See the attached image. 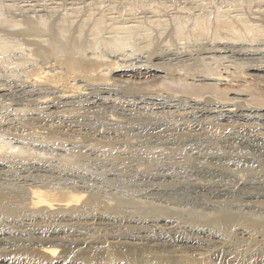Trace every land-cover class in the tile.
Returning <instances> with one entry per match:
<instances>
[{"label":"bare ground","instance_id":"1","mask_svg":"<svg viewBox=\"0 0 264 264\" xmlns=\"http://www.w3.org/2000/svg\"><path fill=\"white\" fill-rule=\"evenodd\" d=\"M259 1L260 3H264V0H257V2ZM26 3L28 4L26 5L24 3L25 6L23 5L26 14L22 16L23 19L21 18V21L18 19L16 20V17L5 16L0 6V65H13L17 68H23V76L20 74L21 77L19 76V78H16V72H12L13 75L10 74L11 72L9 73L13 78L4 75L8 80L5 79V83L0 84V101L9 102L12 100L11 98L18 94V96H20L21 93L26 101V103H21V105L14 104L13 101L9 104L7 102L4 103L5 105H2L5 106V108L3 107V112H5V110L8 112L6 118L0 119V129L2 132L11 134L15 132L16 137L18 133H23L25 137V133H27V135L29 134V136L32 134L37 137L35 139L34 136L33 139L32 136L31 138L33 140L39 138V140L47 141L48 146L51 144L50 142H52V139L49 140V137L53 138L58 134L67 136V134H69L68 132L63 134L62 132L74 127H80V129L85 131L83 136L86 138L88 136V131H90V127L81 124L80 117L82 114L88 110H94V108L101 105L112 106L116 104L119 102V98L117 97L119 93H122L121 90L129 91L139 89L140 91V89L145 87L162 88L168 84H177V82L183 81L186 83L181 85H185V88H187L186 91L190 96H164L163 94H155L153 97L149 98L150 103H147L152 105L153 110L161 111L160 114L167 115L169 119L174 121L172 124L176 126H185V128H181V130L183 129L181 135L179 134V136L175 138L164 141L162 145L167 149L178 147H183L184 149L188 147L190 143L201 145V135L200 138L197 137L187 140L186 138L188 135L185 138V134L183 133L189 129H191L192 133L194 131H202L203 124L205 125L203 122H207L208 125L217 123L215 124L216 126H221V128L223 126L224 128L226 127V129L229 127L230 129H237V131H251L263 137L259 130L261 126L257 124L259 122H264V113H261L260 110L251 107L240 110L241 107L238 104L230 105L227 102L218 105L215 104L217 106L213 108L215 109L213 111H202L200 109L201 111L197 110L199 112L185 113V110L189 108L194 109L201 104V101L195 97L199 95L197 88L200 87L199 85H195V83L191 86L188 85V77H195L198 75V77L201 78L200 81L212 83L207 86L218 88L219 85L217 84L222 82L231 83L229 78L232 73L229 74V71L235 68L238 69V72L240 71L239 74L244 75V77L247 75V77L254 78V81L264 84V76L260 75L264 73V10H260L258 13L256 11L255 17L252 19L239 14L232 17L227 10L226 12H218L215 18L197 15L191 19L190 16L189 19L191 20L189 21L187 17L185 19L183 16L180 18H183L185 21H183V19L181 20L178 14V16L175 17L172 15L173 19H171V22L173 23L169 24L168 18L167 20L164 19V16L160 15L161 11L157 12L158 9H156V12L153 11L155 14V16H153L156 17V19L153 20L154 17H152L153 21H150L154 24V27L155 25L159 27L157 28L159 30H156L157 33H155V29H153L152 26H146L147 23L145 19L144 21L142 20L144 17H136L137 12L134 9L127 10L121 14L117 12L119 13L118 17H114L112 13V16H109L104 12L95 15L92 13V10L82 13L83 11L80 9H74V11L66 13L64 11V13H57V15L50 14L51 12L49 11V15L44 9L36 10L35 6L29 1H26ZM20 35L22 38H20ZM158 41H160V44H158ZM19 54L21 56H19V59L16 58L18 56L14 57ZM238 72L237 76L240 77ZM242 75L240 78H243ZM231 77L235 78L234 75ZM246 86H248V84ZM192 97H195V99ZM128 101H126V103L130 106L131 104H136L133 101V103L130 102V100ZM195 110L196 108L194 111ZM191 115L197 120L193 125L184 121L187 117H191ZM155 116H157V114ZM202 117H204V120L201 119L203 120L201 122L200 118ZM109 120L111 125L115 122L114 119ZM219 122L226 124H220ZM227 123H230V125ZM213 128H215V126H213ZM1 133L0 171L11 166V163H7L9 161L6 162V160L9 159V155H16L13 157V160H15L14 158L16 157L21 159L25 154L26 156L28 155V151H25L26 149L13 146L10 142L4 143ZM100 133L101 134H97V136L100 139L102 138V140L113 141L116 139L112 138V134L109 132H103L104 134H102L100 131ZM31 138L30 140H32ZM247 139L248 138L237 134L232 137L234 144H237V146L246 145L252 152H260L264 155V143L260 145L253 140L251 141V139ZM55 141L59 146V142L62 141V139L60 141ZM228 142L230 141H226L225 143ZM70 143L72 144L74 142ZM61 144L63 145L62 142ZM230 146L232 149L233 142ZM211 149L213 148L198 149V151L200 150L201 152L197 153L195 158L198 162L203 163V166H198L197 160L194 159L196 163L193 162L194 166L192 169L200 176L198 179H210L209 182L207 180L203 182L202 180H193L191 178L193 181L190 182L185 189L172 188L171 185V187L165 186V188L159 190L162 191L163 197L167 198V205H169L171 210L172 207L178 209V207H185L186 205H193L194 207L201 206V208L209 210L210 215L208 216L212 217V223L209 222V224H211L213 230L216 229L219 233L217 231L205 229V227L192 229V231L189 232H182L175 225L176 222L174 223L172 221L171 216L166 213L163 214V212H158L156 215L153 213V217L145 220L129 221L124 220V218L122 220L120 217V221L115 218L120 215V211H118L117 207H111L110 203L101 202V200L94 195L91 196L88 192L84 191L85 189L78 192L70 190L57 191L48 189L47 187L41 188L40 185H32L33 183L30 185L31 182L23 187L22 190L17 191H5L0 188V217L12 216L14 219L15 217L21 218L20 221L19 219L16 220L17 218L15 220L19 221L23 228H26L25 231L20 232L21 236H18L22 243H24L25 247H23L26 252L29 250L37 251L38 254L49 262V264L58 263L60 259L66 258V251H72L77 247L73 244L74 242H83L81 238L86 237L82 235L83 229L82 231H78V228L75 226H78L77 222L79 223L84 220L86 224L83 223V225L87 226L90 231L114 226L116 223H119V225L121 223L122 226L133 229V233H123L122 235H119L120 233H114L106 237V244L112 246L115 250L126 248L128 250L138 251V254L139 252L156 254L165 248L168 251L163 250V255L164 252L169 254V257L167 256L165 258H169L170 260L176 259L177 261L178 258L180 260L184 258L183 260L189 259L191 262H196L198 257L208 255L210 258L209 262L212 264L213 260H222L224 255L228 254L230 242L228 243L227 240L235 236V234H238L239 239L242 237L241 240H244L243 242L250 241L253 243L251 251L253 252V256H256V243L261 242L262 244L264 240V220L261 223L249 221V219L247 220L243 217L244 215L242 216V212L245 209L264 211V183L260 178V180L257 181L262 183L257 182L258 184H255L256 182H253L254 184L250 183L253 185H249L247 183L244 184L241 181L242 179L239 178L237 182L235 181V190L222 188V182H224L230 174L229 172L227 176L225 173L226 167L224 168V166H230L232 164L230 163L231 161H235L233 163L235 164L234 166H238L240 163L239 158H232V156L229 155L228 161L230 162H227L230 164L227 165L225 163V165H222L228 158V155H226V158L220 153L218 154L219 150L217 148L214 147V152L215 149L218 150L216 153H214L213 150L211 151ZM239 149L242 150L241 148ZM196 152L195 150V153ZM234 155L235 154H233V156ZM29 157L30 156H27L28 160L26 159L28 164L24 165L25 168L29 167L27 173L30 175L27 177L36 176L34 173H39V176H41V174L43 175L54 171L47 163L45 164L48 166L38 162L39 160L37 161V159L33 161L29 159ZM30 158L34 157L31 156ZM257 159L259 162L261 161L260 158H256V160ZM258 160H254V162L256 163ZM188 163L192 164L191 162ZM230 167L232 168V166ZM259 168L262 170V174H264V169L261 167ZM229 169L228 167L226 170ZM23 170L26 171L24 168ZM193 173L194 172H192V174ZM258 175H260V173ZM27 177L24 178L26 179ZM214 178L218 180L214 181ZM221 178L224 180L222 181ZM28 179L29 178H27V181H29ZM228 183L229 181L227 184ZM103 207L104 209H102ZM234 208L236 211L233 210ZM99 209H107L110 215L104 216L103 214L102 217H96L91 220L85 219L88 212L91 210L97 211ZM44 223H50V225L41 227L40 225ZM67 227H69L71 232L69 235H73V237L70 236V238L68 235L66 236L70 241L64 238V235L67 233ZM72 227L77 229L73 228V230H75L73 231ZM222 231H224V233L226 232V234L221 235L220 232L223 234ZM9 234L11 235V232L6 233L0 230V247L4 246L6 249L5 252L12 253L17 250V248H15V245L13 246L11 244L12 242L9 241V238H6V235ZM225 235H227L228 238ZM1 244L3 245L1 246ZM70 246H73V248L68 249ZM247 246L250 248V245ZM60 248H62L61 253L59 252ZM231 248H233V245H231ZM240 248L244 247L241 246ZM249 251V254L247 253L248 256L250 255ZM262 251V248L258 249L257 256L259 257L262 255L261 259H263L264 254ZM133 253L135 255L132 253H130V255H138L135 252ZM229 255L231 254L229 253ZM234 255H237V253ZM241 255L242 254H240V256ZM155 257L154 262L161 263L163 261L161 259L162 253L161 256L156 254ZM225 257L227 256L225 255ZM206 258L207 257L204 259ZM249 259H251V257ZM234 260L235 259H233V261ZM249 262L251 263V261ZM257 262H260V260ZM262 263L264 262L262 261ZM5 264L13 263L5 262Z\"/></svg>","mask_w":264,"mask_h":264},{"label":"rangeland","instance_id":"2","mask_svg":"<svg viewBox=\"0 0 264 264\" xmlns=\"http://www.w3.org/2000/svg\"><path fill=\"white\" fill-rule=\"evenodd\" d=\"M26 1H29L32 5H34L36 10H43L44 9L46 12H48V14L51 12L50 14H54V15H57V13H59V14L62 12L64 13V11L66 13V12H72V11H74V9L75 10L80 9L83 11L82 13H84L86 11L90 12L92 10V13H94L95 15H98L99 13L104 12L109 16L110 15L112 16V14H113L114 17H118L119 13L121 14L122 12H126L127 10L134 9L137 12L136 17L137 18L138 17L139 18L144 17L142 20L144 21V19H145V22L147 23L146 26H148V25H149V27L152 26L153 29H155V31H154L155 33H157L156 30L157 31L159 30V29H157L159 27H156L157 25H155V27H156L155 28L154 24L151 23L150 21H153L156 19V17H154L155 16L154 12H156L155 11L156 9H158L157 12L161 11V14L160 13L159 14L164 16V19L167 20V18H168L169 24L173 23V22H171V19H173L172 15L175 17V16H178V14H179V16H178L179 18L181 16H183V18L185 17V19H186V17H187V19L189 21L197 15H204V16H209L210 18L211 17L215 18V15L218 12H226V10H227V12L232 17L239 14V15L245 16L246 18L249 17L250 19H252L255 17L256 11L258 13L260 10L261 11L264 10L263 9L264 3H260V1L257 2V0H0V6H1V9H2L3 14L5 16L16 17V20L18 19L19 21H21L23 19L22 16H24L26 14L25 9H23V5L25 6V4L26 5L28 4V3H26ZM117 12H119V13H117ZM190 16H191V19H189ZM152 17H154L153 20H152ZM183 18H180V19L182 20ZM146 20H149V21H146ZM183 21H185V20L183 19ZM14 32H15V30H14ZM20 38H22V36ZM158 44H160V41H158ZM161 46H162V44H161ZM16 56H18V57H16ZM19 56H20V54L15 55L14 57L19 59L21 57V56L20 57ZM1 66L2 65H0V82H1L0 84H3V83H5L4 81L8 80V78H6V76H10L9 75L10 72H11L10 73L11 75H13L12 72H14V73L16 72L15 73L17 76L16 78H19L20 74H21V76H23V72H22L23 68L22 67L17 68L13 65L12 66L11 65L2 66V67ZM6 67H8V68H6ZM13 67H14V69H13ZM2 69H3V71H2ZM237 72H238V69H235V68L230 69L229 74L232 73L231 76L234 75L235 78L230 76L229 80L231 81V83L229 82V84L227 82H222L220 84L216 83L217 85H219L218 88L207 86L208 84H212V83H207V82L204 83V81H200L201 78L198 77V75H196L195 77L194 76L188 77V80H187L188 85L191 86V85H194V83H195V85H199V87H200V88H197L199 91V95H197L195 97L201 101V104L199 106L195 107L196 108L195 111H194L195 108L194 109L189 108L190 109L189 110V109H186L187 108L186 107V108H184V109H186L185 110L186 112L185 111L184 112L190 113V112H196L197 110H199V111H201V110L202 111L212 110L213 111V110H215L213 108H216L215 106H217L218 104H223V103L227 102L230 105H232V104L237 105L238 104L241 107L240 110L246 109L247 107H251V108H254L256 110H260L261 113H264V84L261 82L254 81V78L252 79L251 77H247V75H245V77H244V75L239 74V72H240L239 71L238 75L240 77L242 75V77H243V78H240L237 76ZM4 75H6V76H4ZM260 75L264 76V73H261ZM11 78H13V77H11ZM14 79H15V76H14ZM14 79H12V80H14ZM239 79H240V81H239ZM176 80H177V78H176ZM242 80H244V81H242ZM183 83H186V82L181 81V82H177V84L172 83V84H168L162 88L145 87L143 89H140V91H139V89H137V90L133 89V90H129V91L128 90H125V91L121 90L122 93H119V96L117 97V98H119L118 99L119 102H117L116 104H113L112 106L111 105H101L97 108H94V110L93 109L88 110L82 114V116L80 117L81 118V120H80L81 124H85V125H88L90 127V129H89L90 131H88V136L86 138H85V136H83L85 131L80 129V127H78V128L81 131L77 127H74L72 129H68L69 131L66 129L67 131L64 130V132H62V134L68 132L69 134H67V136H63V135L58 134V135H56L57 137L56 136H54L53 138L49 137L50 138L49 140L52 139L51 140L52 142H50L51 144H49V146H48L47 141H44L41 139L39 140V138L37 139L38 141L33 140L35 135L31 134L29 136V134L27 135V133H25V135H26V137H25L23 133H18V135L16 137L15 132H13L11 134L8 132L7 133L2 132V130L0 129V133L2 132L1 137L3 135L2 139H3L4 143L10 142V144H12L13 146L26 149L25 151L29 152V153L27 152V154H28L27 156H30V157L32 156L35 158L34 159V158L29 157V159H32L33 161L34 160L36 161V159H37V161L39 160L38 162H40V163H44V164L47 163L52 168V170H54L51 173H47V174H43V175L41 174V176H39L40 175L39 173H34L36 176L27 177L30 174L27 173L28 172L27 169H29V167L25 168V166H24V165L28 164L26 161V159H27L26 154L23 156L24 158L21 157V159H20V158L16 157V158H14L15 160H13V157H15L16 155L15 156L9 155L8 158L11 160L6 158L7 159L6 162L9 161L7 163H11V166L6 167L5 169L1 170L2 172L0 171V188H1V190L2 189L5 191L22 190L23 187L27 186L30 182H31L30 185L33 183L32 185H37V186L40 185L41 188L47 187L48 189L57 190V191H62V190L63 191L68 190L69 191L70 190V191H77L78 192L80 190L83 191V189H85L84 191L88 192V194H90L91 196L94 195L96 198L101 200V202L110 203L111 207H117L118 211H120L119 212L120 215H118V217H115V218L119 219L120 221H121V219L123 220V218H124V220H129V221L145 220L147 218L153 217V215L154 214L156 215L158 212H163V214L166 213L169 216H171L172 221L174 223L176 222L175 225L182 232H189V231H192V229L205 227V229H208L211 231H217L219 233L218 230H216V229L213 230L211 228L212 227L211 224H209V222L212 223V217L208 216V215H210L209 210L203 209V208H201V206H198V207L195 206L194 207L193 205L192 206L186 205L185 207L180 206V207H178V209L172 207V210H171L169 205H167V201H166L167 198L163 197L161 190L163 188H165V186L171 187V185H172V188H184L185 189V187L188 186L190 184V182H192L193 180H200V181L202 180L203 182H204V180H207L209 182L210 179L204 178V180H203L202 177H201L202 179H198V178H200V176L197 173H195L196 171H193L192 169H193L194 163L198 162V160L195 158V156H197L196 155L197 153L201 152L200 151L201 148L203 150V149H206V148L208 149L211 147L213 148V149H211V151L213 150V152H214V147H215L219 150L218 154L220 153L221 155H223L225 157H226V155H228L227 156L228 158L227 157H226L227 159L225 158L226 160L224 161V164H222V165H225V163L227 165L232 163L230 166H232L233 169L230 166H224V168L226 167V169H227L229 167L230 168L229 170L232 169L233 171L231 170L232 171V173H231V171L225 169V171H226L225 173L227 174V176H228L229 172H230V174L228 176L229 178L228 177L226 178L228 180H226L222 176L225 179L224 180L223 178H221L222 181L224 180V182H222L223 183L222 188H225L228 190H235V183L239 180V178L242 179L241 181L244 184L247 183L249 185H253L255 182H256L255 184H258L257 182H260V181H257V180H260V178H261V181L264 183V179H263L264 174H262V170L259 168V167H261L262 169H264V160H262V159H264V155H262V153H260V152H255V153L252 152L246 145L237 146V144H234V141L232 140L233 135L237 134L239 136L242 135L243 137L248 138L249 140L251 139V141L253 140L260 145L261 144L263 145V143H264V134H263L264 133V122L257 123L258 125L260 124V126H261L259 130L262 133L263 137L262 136L260 137L259 135H257L256 133H253L251 131H245V132L241 131V130L237 131V129H230L229 127H227L228 129H226V127L224 128L223 126H222V128H221V126H216L215 124H217V123H214V125L213 124L208 125L207 122H203V123H205L206 126L203 124L202 131H200V132L194 131L192 133L191 129H189V130L185 131L186 133L185 132L183 133V134H185V138L188 135L186 138L187 140H189L191 138H197V137L200 138V135H201V138H200V140L202 142L201 145H194L193 143H190L189 146L184 148V149H183V147L171 148V149L168 148L167 149L165 146L162 145L164 143V141L167 139L175 138V137L179 136V134L181 135L183 132L182 131L183 129L181 130V128H185V126L184 125H179V126L177 125L176 126L175 124H172V122H174V121L169 119L167 117V115H162V113L160 114L161 111L153 110L152 105L147 104V103H150L149 98L153 97L155 94H163L164 96H166V95L167 96L168 95H177V96H182V97L188 96V95L190 96V94H188L186 91L187 88H185V85H181ZM247 84H248V86H246ZM21 94H20V96H18L19 94L15 95L13 98H11L12 99L11 101H13L14 104H20V105H21V103L22 104L26 103L25 97ZM195 97H192V98L195 99ZM128 100H130V102L133 101L136 104H134V105L131 104V106H130L129 104L126 103V101H128ZM11 101H9V102L8 101H0L1 102L0 103L1 104L0 105L1 106V108H0V117L1 118L0 119L6 118V116L8 114V112H6V110H5V112H3L5 106H2V105H5L4 103H7V102L9 104V103H11ZM143 101H144V103H143ZM215 104H217V105H215ZM1 110L3 113L1 112ZM152 111H154V112H152ZM199 111H197V112H199ZM156 114H157V116H155ZM189 117H187L186 120H184V121H187V123H191L190 125H193L194 122L197 120L193 115H191L190 118ZM135 118H137V119H135ZM109 119H114L115 122L112 123V125H111V122ZM201 119L204 120V117L200 118V121L202 122L203 120H201ZM184 123H186V122H184ZM219 123L220 124H226L223 122L222 123L219 122ZM227 124L230 125V123H227ZM212 125L215 126V128H213ZM231 125H232V123H231ZM255 128H257V127H255ZM100 131L102 132V134H104L103 132H109L110 134H112L111 135L112 138H116V139L113 141L102 140V138L100 139L97 136V134H101ZM27 136H28V139H27ZM23 137H25V138H23ZM30 138L32 140H30ZM36 138L37 137L35 136V139ZM54 138H57V139H54ZM60 138L62 139V141H60L61 140ZM55 140L60 141L59 142L60 144L62 142L63 145L59 144V146H58V143L56 144ZM26 141H28L29 143ZM54 141H55L56 145L54 144ZM226 141H230V142L225 143ZM34 142L41 143L42 145L36 144ZM68 142L69 143L74 142V143H72V144L70 143V145H69ZM75 142H76V144H75ZM232 142H233V147H236V148L232 147V149H231L232 145L230 146V144H232ZM215 143H217V144H215ZM55 146H56V148H55ZM61 147H64V148H61ZM199 148H200V150L198 151ZM239 148H241L242 150H240ZM217 149H215L214 153H216L218 151ZM195 150L197 151L196 153H195ZM231 150H232V152H231ZM238 153L240 154V156ZM233 154H235L234 155L235 157L233 156ZM33 155H35V156H33ZM221 155H220V157H221ZM229 155L232 156V158H237V159L239 158V162H240L239 164L240 165L238 164V166H234L235 164H233V163L235 161H231V162L228 161L229 157H230ZM248 156H249V158H248ZM261 156H263V157H261ZM241 158L244 160H242ZM252 158H253V160H252ZM256 158H260L261 161L259 162V160L257 159L258 162L255 163L254 160L257 161ZM194 159H196L197 161ZM12 160H13V162H12ZM227 161L230 163H228ZM188 162H191L193 165L189 164ZM248 162H249V164H248ZM18 164H20V165H18ZM47 164H45V165H47ZM197 164H199L198 166H203V163H201V162H198ZM256 164L258 165V168H257ZM8 165H10V164H8ZM183 167H185V168H183ZM23 168L26 171H24ZM192 172H194V173L192 174ZM259 173H260V175H258ZM194 174H196V175H194ZM231 175H233V176L230 177ZM182 176H183V178H182ZM24 177L29 178L28 179L29 181H27V178L25 179ZM196 177H197V179H196ZM19 178H20V180H19ZM31 178H33V179H31ZM191 178L193 180H191ZM219 179H220V177H219ZM217 180L218 179L214 178V181H217ZM72 181H73V183H72ZM228 181H229V183L227 184ZM84 182H85V184H84ZM262 182H260V183H262ZM250 183H253V184H250ZM179 185H181V186H179ZM62 186H64L65 188ZM224 186H226V187H224ZM159 189H161V190H159ZM159 202H160V204H159ZM153 204H155V205H153ZM102 209H104V207ZM102 209H99L97 211L91 210L90 212L87 213L88 215L86 214L85 219L91 220V219H94L96 217L97 218L102 217L103 214H104V216L110 215V214H108L109 212H107V209H105V210H102ZM150 210H152V211H150ZM169 210H171V211H169ZM233 210L236 211L235 208ZM263 214H264V211H260V210L258 211L256 209L255 210L254 209H252V210L245 209L242 212V216L244 215L243 217H245V219H247V220L249 219V221H253L256 223L263 222V220H264ZM169 216H167V217H169ZM120 217H121V219H120ZM16 218L17 217H15V219ZM13 219H14V217H12V216L0 217V230L4 231L6 233L11 232V235L10 234L6 235V238H9V241L12 242L11 244L13 246L15 245V248H17V250H15L14 252L8 253V252H5L6 249L4 246H2L3 244H1L2 247H0V264H5V262H9V263H13V264H49V262L44 257H42L40 254H38L37 251L29 250L26 252V250L24 248L25 247L24 243H22V241L18 237L20 235V232L25 231L26 228L24 227L25 228L24 229L21 226V224L19 222L21 220V218L16 219V220L19 219V221H16L15 219L14 220ZM150 220H152V219H150ZM85 222H86L85 220L80 221L79 223L77 222L78 226H75V227H77L78 229L72 227V230H73V228L77 229L78 231H82V229H83L82 235L86 236V237H84L85 239L83 237L81 238V240H83V242H81V241H80L81 243L79 241H76L78 243L74 242L73 244L76 245L77 247H75L72 251H66V254H65L66 258H62L59 260L60 262L54 263V264H211L209 262L210 258L208 255L207 256L203 255L204 257L203 256L198 257V260H196V262L195 261L191 262L189 259L183 260L184 258H182V260H180L178 258L180 261L178 259H177V261H176V259L170 260L169 258H165L167 256L169 257V254H166V252H164V255H166V256L163 255L162 251L167 250L165 248L163 250H161L160 252L156 253L157 255H160V256L162 253L161 259L163 261L161 263L154 262V259L156 258L155 257L156 254H153V253L139 252V254H138V251L136 252L134 250H128L126 248H123L125 251L123 249L122 250L121 249L115 250V249H113L112 246H109L106 244V242H105L106 237L108 235H112L114 233L115 234L120 233L119 235H122L123 233H133L134 232L133 229L126 228L127 226H122L121 223H120L121 226L119 225V223H116V224L114 223L115 224L114 226L101 228L103 231L101 229L100 230L98 229L95 231H90V230H88L87 226L83 225V223H85ZM48 225H50V223H44L43 225H40V226L45 227ZM67 228H68L67 233L64 235L65 236L64 238H66L67 235L69 236V238H70V236L73 237V235H69L71 232L69 230V227H67ZM85 228H86V230H85ZM79 229H81V230H79ZM73 231H75V230H73ZM222 232H223V234L220 232L221 235L226 234V232L225 233H224V231H222ZM225 236H227V235H225ZM232 237H230V239H229L230 241L227 240L228 243L230 242L229 243L230 248L228 249V252H227L228 254H225L227 257H225V255H224V257L222 258L223 261L220 259L221 262H220V260H217V261L213 260L212 264H249L250 263L249 261H251L250 264H254V263L255 264H264V263H262V261L264 262V254H263V259H261L262 255L259 257L257 256L258 255V249L262 248V250H263L262 252H264V245H263L264 240L262 241V244H261V242L256 243L257 255L253 256V252L251 251V246L253 244L252 242H250V241L243 242L244 240H241L242 237H240V239H239L238 234H235V236H232ZM69 238H66V239L69 240ZM227 238H228V236H227ZM74 240H76V239H74ZM249 242H250V244H249ZM259 244H261V245L258 246ZM231 245H233V248L235 250L233 248H231ZM247 245H250V248H248L249 246H247ZM9 246H10V244H9ZM236 246H238V247H236ZM239 246L244 247L246 250L244 248H240ZM70 248L72 249L73 246H70L68 249H70ZM236 249H237V251H236ZM249 249H250V251H249ZM59 250H60L59 252L61 253L62 248H60ZM247 250L250 252L249 256H248L249 253ZM245 251H247V252H245ZM133 252L137 253L138 255H136V256L130 255V253L134 254ZM244 252H245V254H244ZM229 253L231 255H229ZM235 253H237V255H234ZM239 253L242 255L240 256ZM230 256H233V257H230ZM205 257H207L206 258L207 261H206V259H204ZM250 257H251V259H249ZM247 258L249 259V261ZM252 258H254V259H252ZM226 259H227V261H226ZM233 259H235V260L233 261ZM257 259L260 260L261 263L257 262L258 261ZM171 261H173V262H171Z\"/></svg>","mask_w":264,"mask_h":264}]
</instances>
